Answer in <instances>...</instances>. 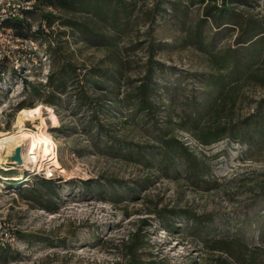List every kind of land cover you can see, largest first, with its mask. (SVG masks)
<instances>
[{
	"label": "rangeland",
	"instance_id": "374dc122",
	"mask_svg": "<svg viewBox=\"0 0 264 264\" xmlns=\"http://www.w3.org/2000/svg\"><path fill=\"white\" fill-rule=\"evenodd\" d=\"M46 1L36 0L37 13L30 19L33 30L41 25L40 13H48ZM123 1L130 15L129 36L120 46L126 48L136 39L143 44L141 50L126 54L124 78L137 80L142 76L149 48L153 46V69L159 86L173 87L179 83L186 91L200 90L195 82L197 76L211 74L213 69L208 57L193 44L202 20L203 6L199 0ZM230 9L264 27V0H254L248 7L233 5ZM200 26L206 47H214L217 53L236 47L240 32L234 26L230 27L235 30L229 31V35L228 32L216 34L210 25ZM43 28L54 37V43L67 42L61 45L62 51L78 68H98L108 74L115 70L114 59H109L108 53L75 43L69 37V29L57 22L51 29ZM41 47L27 46L31 51L26 54L15 51L0 63V133L11 137L22 133L46 134L55 145L54 155L60 169L11 161L15 151L3 154L0 219L10 225L19 245L15 250H0V264H124L120 257L122 244L134 233L140 235L145 247L141 251L143 261L218 264L214 259L219 254L206 252L186 231L182 220H174L173 231L160 226L153 213L160 210L176 214L190 211L210 221L209 235L231 236L237 232L251 246L264 245L258 241V229L264 225V200L251 191L264 171V138L260 140V149L257 146L250 151L228 141L205 148L171 126L170 136L186 144L190 153L205 164V178L199 173L191 181L184 175V163L158 171L156 167L121 161L111 155L113 152H96L85 134L81 114H73L71 106L64 102L60 109L48 107L44 99L30 93L31 87L41 88L45 84L49 67L53 65L51 59H45V49ZM124 89L121 87L120 92ZM161 97L167 101L165 95ZM261 100H264V88L245 86L236 118L252 114ZM165 102V111L157 117V129L164 132L168 128L164 117L171 113ZM21 103L28 108L17 112L15 109ZM121 112L108 126L114 137L133 147L155 146L153 131L144 133L142 125H124L127 113ZM20 143L21 158L29 151L31 141ZM154 159L153 164L158 157ZM40 178L53 182L52 197L45 198L43 189L40 198L29 194L33 187L39 188ZM105 181L112 188L99 195L97 185L107 187ZM228 262L231 263L230 259Z\"/></svg>",
	"mask_w": 264,
	"mask_h": 264
},
{
	"label": "trees",
	"instance_id": "16d2710c",
	"mask_svg": "<svg viewBox=\"0 0 264 264\" xmlns=\"http://www.w3.org/2000/svg\"><path fill=\"white\" fill-rule=\"evenodd\" d=\"M253 2L199 0L203 6L202 20L193 44L208 57L213 73L197 76L195 82L200 85L197 92L194 89L186 91L179 83L173 87L157 84L153 69V46L149 48L142 76L137 80L124 78L126 54L141 50L143 44L136 39L126 48L120 46L129 36L130 15L128 5L123 0H47L46 8L56 10L59 16L40 13L41 25L33 30L30 19L37 13L35 7L27 14L25 21L7 26L17 37L44 47L46 60L53 62L45 84L40 85L41 88L31 87L30 93L44 99L48 107L60 109L64 102L71 106L73 114H81L86 125L85 134L94 151L113 152L111 155L121 161L142 164L147 168L156 167L158 171H166L171 164L184 163V175H188L187 180L191 181L199 173H202L201 178H205V164L190 153L186 144L170 136L171 126L205 148L228 141L250 151L257 146L260 149V140L264 138V100L256 104L252 114L236 118L242 89L249 84L264 88V27L255 21L245 20L230 9L233 5L248 7ZM56 22L70 30L69 37L75 43L108 53L109 59H114L113 73L108 74L98 68L81 69L69 62V57L61 48L67 42L54 43V37L43 30V27L51 29ZM201 24L210 25L216 34L228 32L229 35L236 28L240 32L236 36V47L218 53L213 50L214 47H206L200 35ZM121 87H125L123 92H120ZM161 95H165L166 102ZM164 102L171 108L168 110L171 113L164 117L168 127L165 132L157 129L158 114L165 111ZM176 105L178 108H174ZM26 108L21 103L15 110L18 112ZM174 109L179 110L175 112ZM121 111L127 113L124 125H142L144 133L150 129L153 131L155 146L133 147L127 141L114 137L108 126L110 121L118 119ZM112 113H116L115 116ZM154 157H158V161L153 164ZM108 184L104 188L101 184L97 185L99 195L103 192L106 194V188H112ZM42 189L46 191L45 198L55 194L53 182L42 178L39 188L33 187L29 194L40 198ZM251 191H256L260 200H264V171L260 172V181L253 184ZM128 192L132 191L128 189ZM45 209L50 211L47 207ZM153 213L159 225L168 231L175 229L174 220H182L186 231L206 252L219 254L214 259L218 264H264V245L251 246L237 232L231 236L209 235L207 225L210 221L186 210L177 214L162 210ZM258 241L264 244L262 224L258 229ZM143 245L140 235L132 234L130 240L122 244L120 257L124 264H159L154 260L141 259V251L145 248Z\"/></svg>",
	"mask_w": 264,
	"mask_h": 264
},
{
	"label": "built area",
	"instance_id": "2783aa9c",
	"mask_svg": "<svg viewBox=\"0 0 264 264\" xmlns=\"http://www.w3.org/2000/svg\"><path fill=\"white\" fill-rule=\"evenodd\" d=\"M36 0H0V60L9 58V55L15 51H31L27 46L36 45L30 40H24L17 37L14 31L8 27V24L23 22L28 13H31L36 7ZM46 11L52 15H57L56 10L46 8ZM30 53V52H29ZM28 55V53H27ZM46 59V57H45ZM17 62L15 61V64ZM19 240L16 238L10 225L0 219V250L17 249Z\"/></svg>",
	"mask_w": 264,
	"mask_h": 264
},
{
	"label": "bare ground",
	"instance_id": "6f19581e",
	"mask_svg": "<svg viewBox=\"0 0 264 264\" xmlns=\"http://www.w3.org/2000/svg\"><path fill=\"white\" fill-rule=\"evenodd\" d=\"M15 136L11 137L7 134L0 133V137L2 138L0 140V159L4 156L3 154L7 155L11 153V151L16 152L19 148V144H21L20 142H27L30 140L31 147L27 153L22 155L20 162L22 161L27 165H34L43 169H60L54 155L55 145L49 136L43 133L38 135L22 133L18 137Z\"/></svg>",
	"mask_w": 264,
	"mask_h": 264
},
{
	"label": "water",
	"instance_id": "95a60500",
	"mask_svg": "<svg viewBox=\"0 0 264 264\" xmlns=\"http://www.w3.org/2000/svg\"><path fill=\"white\" fill-rule=\"evenodd\" d=\"M11 161H17L19 164L20 162V149H17L14 156L11 157Z\"/></svg>",
	"mask_w": 264,
	"mask_h": 264
}]
</instances>
